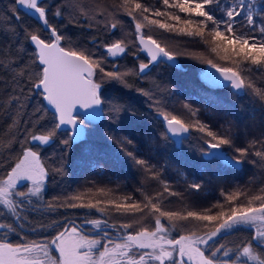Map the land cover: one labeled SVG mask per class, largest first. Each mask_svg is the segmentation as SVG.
Listing matches in <instances>:
<instances>
[{
	"label": "snow or ice",
	"instance_id": "snow-or-ice-1",
	"mask_svg": "<svg viewBox=\"0 0 264 264\" xmlns=\"http://www.w3.org/2000/svg\"><path fill=\"white\" fill-rule=\"evenodd\" d=\"M162 3L165 11L153 9L140 0H122L119 5L102 8L99 3L88 7L82 0H11L10 19L15 20L20 30L13 27L6 33L15 45V59L10 63L0 61V70L11 73L16 84L11 94L12 107L18 115L25 107L27 90L30 94L27 99L39 95L51 107L54 123L39 134L33 132L37 124H32L24 129L19 140L13 134L8 157L0 159V264H264V181L252 195L246 190L221 189L224 199L212 206L219 209L215 213L212 208L202 212L166 210L164 201L179 193L161 179L162 170L152 163L155 157L150 154L151 149L146 154L144 142L137 145L133 137L114 134L113 128H109L104 139L106 146L115 149V159L123 163L131 161L146 178L151 174L153 180L163 184V192L149 196L137 189L143 200L130 195L117 200L95 198L107 197L111 190L101 188L89 196L92 189H88L86 193L50 198L61 200L59 204L45 196L49 181L65 175V169L62 163L55 167L47 165L41 151L57 141L65 146V151L73 144L86 142L90 126H95L104 116L105 107L112 113L110 123L119 121L129 111L121 100L105 96L106 85L118 83L128 87L126 76L146 78L160 65L181 69L180 56L200 59L195 53L173 50L164 42V33L198 36L203 43L214 45L211 52L225 53L220 57L222 60L239 58L240 63L255 66L257 73L264 74V0H162ZM98 8L101 10L96 16ZM21 13L37 20L38 28L26 27ZM119 13L131 21L135 39L119 38L111 43H99L98 47L94 37L90 41L93 47H87L73 41L52 22L66 15L70 22L78 17L98 19L106 21L105 30L115 33L121 24ZM180 14L188 18L182 19ZM165 16L176 23L153 18ZM153 28L162 31L154 35ZM205 30L210 40L205 39ZM25 43L30 48L24 47ZM132 47L136 51L131 54L139 61L135 70L121 72L114 63L113 70H107L109 61L129 53ZM139 53L144 54L143 58ZM0 55H4L2 50ZM25 56L31 60L30 64L24 60ZM206 63L216 70L201 76L208 88H227L232 96H258L264 101V87L247 80L237 68L221 66L211 59ZM34 65L37 67L33 68ZM138 91L148 97L150 110L163 124L165 140L181 137L179 142L183 143L197 132L200 135L195 138L200 142L202 157L220 160L233 168L248 163L264 170V134L240 146L227 122L215 129L199 119L186 122L171 98L177 93L164 95L170 90H162L159 85L151 92ZM183 107L192 117L199 113L191 104L185 103ZM44 112L43 105L35 108L33 115L37 122L43 119ZM12 124L19 130L15 116ZM58 132L64 135L62 140ZM33 144L39 147L34 148ZM17 147L20 151L14 155ZM96 151L93 145L86 144V155ZM203 186V181L195 180L189 185L197 191ZM44 208L88 212L82 219L65 217L63 222L54 220L50 224L30 219L31 214ZM95 213L103 215L97 217ZM137 214L139 219H133ZM26 228L33 233L55 231L29 238L23 232ZM245 229L250 232L246 240L231 245L223 242Z\"/></svg>",
	"mask_w": 264,
	"mask_h": 264
},
{
	"label": "trees",
	"instance_id": "trees-1",
	"mask_svg": "<svg viewBox=\"0 0 264 264\" xmlns=\"http://www.w3.org/2000/svg\"><path fill=\"white\" fill-rule=\"evenodd\" d=\"M82 2L88 7H92L94 4L99 3L101 8L106 5H119L122 0H82ZM141 3H145L147 6L153 9H160L165 11L166 7L163 5L162 0H140ZM11 0H0V50L4 55H0V61L4 63H10L15 59L14 52L16 51L13 41H11L6 35L10 33L13 27L19 31V26L16 25L14 19H10L9 5ZM100 8L96 10V16H99ZM173 14H179L174 9H167ZM182 19L188 18L185 14H180ZM25 26H31L38 28V21L23 16ZM117 18L121 21L120 27L115 33L110 30H105L104 23L98 19H85L78 17L77 21L70 22L67 15L63 19L53 20L61 32L66 36L71 37L73 41L80 42L87 47H93L90 41L93 37L99 43H111L115 39L125 38L128 41L135 39L131 21L122 13H119ZM165 17H158V19L165 21ZM111 19V18H109ZM195 19V18H194ZM176 23V22H171ZM91 25V27L89 26ZM147 31V29H146ZM162 30L153 28V34L159 35ZM207 30H205V39H207ZM164 42L169 45L173 50L180 52H192L205 49V45L200 37H190L187 35H174L171 33L163 34ZM171 36V39L168 37ZM200 40V41H199ZM202 42V43H201ZM24 47H29L26 43ZM201 47V48H200ZM136 51L135 47H132L129 53H126L122 57L116 58L114 62L109 61L106 65L107 70H113V63L119 65L121 72L129 70H135L138 66L137 61L131 52ZM100 53H103V49H100ZM141 58L144 54L139 53ZM24 60L31 63L28 56L24 57ZM180 61L181 69L169 67L167 65H160L154 68L149 76L151 78H141L138 75H128L125 79L128 82V87L120 85L118 83H110L106 85V88L113 92L115 99H119L129 109L128 113L125 112L119 121L110 123L112 113L108 111V108H104V116L96 122L95 126H90L89 137L86 142H80L73 144L65 151V146L57 141L44 148L41 151V156L45 163L49 166H60L61 163L65 169V172L74 169V174L69 177V184L64 185L59 182L61 176H57L55 181H49L45 196L51 197H65L76 194L74 191L69 190V185L75 187L76 181L85 176V173L93 171L94 169H101L102 173H95V178L89 177L87 185L101 189L107 187L114 194L113 198L119 199L123 196H132L136 200H143V196L137 189L149 195L155 196L157 192H163V184L155 181L151 178V174L145 177V174L141 170H138L136 166L132 165L131 161L123 163L115 159V149L110 146H106L104 135L108 132L109 128H113L114 134L118 135L119 132H123L126 136L133 137L137 145L144 142V148L151 149V155L155 157L152 163L157 164L158 168L162 170L161 179L170 185L171 190L179 193L176 196H169L164 201L166 210H179V211H204L205 209L212 208L214 204L222 201L221 198V184L222 181H231L226 183L227 185L233 184L234 178L240 179L241 176H245L242 180L241 186H235L234 189H230L229 192L239 190H246L249 195L255 194L264 181V170L258 166L245 163L243 166L233 168L231 166H225L220 160L208 159L202 157L200 153V142L195 138L200 133L193 132L192 136L188 139H184L183 143H176L173 138L164 139L162 133L164 132V126L160 120L153 114L149 108L148 97L140 94L138 89H144L151 92L159 85L162 90L165 91L164 95H171V92L177 93L172 96L174 107L178 114H182V117L186 122H194L199 119L203 123H209L215 129L217 125L227 122L226 126L230 127L232 132L238 137V144L244 146L247 141L259 138L261 134H264V101H260L258 96H244L237 97L231 95V90L227 88H208L199 78L200 66L204 63L199 62L200 59H192L186 56L178 57ZM197 60L198 62H192ZM216 63L225 64L223 62ZM239 68L243 75L249 77L246 78L255 83L257 87H264V77L258 78L257 76H264V74L257 73L255 66H251L247 63H240L238 60ZM225 66V65H221ZM37 66H33L36 68ZM252 69L249 71V69ZM158 69V70H157ZM156 70V73L153 71ZM174 77L173 83L170 84L171 77ZM170 84V86H168ZM262 85V86H261ZM16 88V84L13 83L12 74L0 70V159L8 157L7 148L9 144L13 143V134L17 140L22 138L24 129L30 127L32 124H37V128L33 129V132L39 134V131L46 129L54 123V114L47 111L45 101L39 95H32L31 99H27L30 95L25 90L24 104L25 107L16 115L15 108L12 107L11 94ZM110 93V92H108ZM159 94V93H158ZM112 98V97H111ZM185 103L191 104L193 109H199V113L196 117H192L191 113L183 107ZM43 105L45 112L41 121L37 122L33 115L36 107ZM39 115V113H36ZM15 116L16 124L20 126L19 130L12 124V117ZM58 137L62 140L64 135L61 132L57 133ZM145 135V137H143ZM170 136V135H169ZM171 137V136H170ZM86 144L93 145L97 151L89 156L85 153ZM34 148L39 147L38 144L32 145ZM20 149H15V154H18ZM258 159V158H256ZM105 161H108L107 163ZM100 163L105 166L102 167ZM107 166H112V170L107 171ZM110 168V167H109ZM128 172L130 175L126 180H112L110 176H116L120 172ZM207 174V175H206ZM191 175V176H190ZM217 175L216 179L215 176ZM188 177H192V180L203 181L204 186L201 190L197 191L189 187ZM86 179V178H85ZM124 179V178H123ZM249 179V180H248ZM102 182H106L102 184ZM173 182L179 183V186H173ZM197 182V181H196ZM86 184H80L81 188L87 186ZM221 186V187H220ZM191 193H189V191ZM207 192V200L204 201L203 194ZM95 193H92V195ZM167 195V193H165ZM191 196H194L192 198ZM104 197V196H97ZM52 203L59 204L61 200L51 201ZM193 204V206H190ZM46 211V212H45ZM215 211V208H212ZM45 214H42L44 213ZM88 212L84 209H66L57 208L56 211H50L44 208L42 212H36L31 216H37L41 219L48 218L49 220H58L57 218H49L45 215H60L61 221L65 217L69 219L83 218ZM45 217H41V216ZM51 215V216H53ZM96 216H102L101 213H95ZM116 215V214H113ZM120 219H129V217H121ZM133 219H139V214ZM147 223L146 220L142 221ZM183 231V229H180ZM27 237L34 238L32 234H27ZM173 235H176L174 232ZM250 235L248 230H241L235 234L229 236L224 243L232 244L239 243L241 240H246Z\"/></svg>",
	"mask_w": 264,
	"mask_h": 264
},
{
	"label": "rangeland",
	"instance_id": "rangeland-1",
	"mask_svg": "<svg viewBox=\"0 0 264 264\" xmlns=\"http://www.w3.org/2000/svg\"><path fill=\"white\" fill-rule=\"evenodd\" d=\"M186 15V14H185ZM153 18H155V19H158V17H153ZM166 19V20H165ZM164 22H168V23H171V22H174V21H171V20H169L168 19V17L167 16H165V18H164ZM180 27H183V25H179ZM133 31H134V28H133ZM207 35V39L208 40H210L211 39V37L208 35V34H206ZM200 41V40H199ZM202 43V42H201ZM203 44H205V43H203ZM214 45H211V44H207V45H205V49H200V51H195L194 53L195 54H197L199 57H200V60H198L199 62H202V63H204L203 65H201L200 66V70L202 71V70H204L207 66H210V65H208L207 63H206V60H208V59H211L214 63H216V61H218V62H223V63H225V64H221V65H225V66H230V67H235V68H237V70H240V68H239V65H238V60H239V58H233L232 60H222L220 57L221 56H223V55H225V53H223V52H220V54L219 55H217L216 53H213V52H211V47H213ZM201 48V47H200ZM229 55H231L230 53H229ZM233 60H235V62H233ZM197 60H194V61H192V62H198ZM178 62L180 63V61L178 60ZM218 64H220V63H218ZM116 66H118L119 68H120V66L119 65H116ZM119 70H121V69H119ZM158 70V69H157ZM153 73H156V70H154L153 71ZM200 73V72H199ZM149 76V75H148ZM245 76V75H244ZM258 78H262V77H264V76H257ZM147 78H151V77H147ZM199 78H200V76H199ZM245 78H249V77H247V76H245ZM173 80H174V77L172 76L171 77V79H170V84H172L173 83ZM201 80V79H200ZM202 81V80H201ZM203 83V82H202ZM170 84L168 85V86H170ZM262 86V85H261ZM108 92H110V93H108ZM113 94V92L112 91H110V89H108V88H106V91H105V96L106 97H109V98H111L112 97V99H115L114 98V96L112 95ZM45 105H46V103H45ZM47 106V105H46ZM46 109H47V111L49 110L50 112H52L53 113V111L52 110H50L48 107H46ZM108 111H109V114H110V110L108 109ZM128 113V112H127ZM170 136H171V134H169ZM118 136H126L123 132H119L118 133ZM143 137H145V135L143 136ZM180 139H179V141L182 139L181 137H179ZM174 140H175V138H173ZM176 141V140H175ZM179 141L178 142H176V143H179ZM51 147L52 146H49V149H51ZM144 152L146 153V154H148L149 152L147 151V149L146 148H144ZM100 165L102 166V167H104L105 165L103 164V163H100ZM108 168H107V171H109V170H111L112 172H113V170L111 169L112 168V166H107ZM110 167V168H109ZM74 172H75V170L74 169H71L70 171H68V172H65V175H63V176H61L60 177V179H59V182L60 183H62L63 185L66 183L67 184V186H68V184H69V177H71L73 174H74ZM95 173H99V175L100 176H104V175H101V173H102V170L99 168V169H94L93 171H89L88 173H85L84 175V177L83 176H81L77 181H76V183H75V187L74 186H72V185H69V192L71 193V191H74L76 188V192L75 193H86L87 192V190L88 189H92V193H97V190L98 189H96L95 187H91V186H89V185H87V180L89 179V177H91V178H94V179H96L95 178ZM130 174L128 173V172H120L118 175H116V176H110L111 177V179L114 181V180H116V181H122V180H126V178L129 176ZM207 175V174H206ZM247 175V174H246ZM246 175L245 176H241L240 177V179H238V178H234L233 180L234 181H232L233 182V184H230V185H227L226 183L228 182V183H231V181L229 182V181H222V183L223 184H221V186H222V189L225 191V192H229V190L230 189H234V187L235 186H241L242 185V180L241 179H245V177H246ZM191 176V175H190ZM216 177H217V175L215 176V179H216ZM86 178V179H85ZM124 178V179H123ZM249 180V179H248ZM193 180H192V177H188V182L191 184V182H192ZM195 181H197V182H199V180H195ZM106 182H102V184H105ZM80 184H86L87 186H83V187H81V188H78V187H80ZM173 184V186H179L180 184L179 183H176V182H173L172 183ZM220 186V187H221ZM103 189H105V191H108L109 189L107 188V187H104ZM189 191V193H191V191L190 190H188ZM206 192V191H205ZM92 193H88V195L89 196H92ZM222 196V195H221ZM114 197V194L112 193V191H111V193H110V195L109 196H107V197H95V198H100V199H108V198H113ZM192 198H194V196H191ZM203 197H204V201H206L207 200V192L205 193V194H203ZM221 198H223V196L221 197ZM221 203H222V201H220ZM190 206H193V204H190ZM226 207H227V205H226ZM81 210H84V209H81ZM216 211H219V209L218 208H215V211L213 212V213H215ZM46 212V211H45ZM45 212L44 213H42V214H45ZM54 214V213H53ZM53 214H50V215H45V216H49V218L51 217V218H57V217H60L57 221H61L60 219H61V216L60 215H53ZM51 215H53V216H51ZM39 216H41V215H39ZM45 216H41V217H45ZM97 217H101V216H97ZM30 219H33V220H35V221H43L44 223H47V224H50L52 221H54L53 219H51V220H49L48 218H46V219H41L40 217H37V216H30ZM78 218H74L73 220H77ZM80 219H82V218H80ZM64 221V220H63ZM63 221H61V222H63ZM55 231V229H49L48 231H46V232H43V233H41V232H37V233H33V232H31L29 229H24L23 230V232L24 233H27V234H32L33 235V237L34 238H39V237H42V236H45V235H49V234H51L52 232H54ZM129 231H131V230H129ZM113 238L115 239V235L113 236ZM14 240L16 239V238H13Z\"/></svg>",
	"mask_w": 264,
	"mask_h": 264
},
{
	"label": "water",
	"instance_id": "water-1",
	"mask_svg": "<svg viewBox=\"0 0 264 264\" xmlns=\"http://www.w3.org/2000/svg\"><path fill=\"white\" fill-rule=\"evenodd\" d=\"M215 71H216L215 69H212L210 66H207L204 70L200 71V73H199L200 79H201V76H202V74H203L204 72H213V73H215ZM201 80H202V79H201ZM45 103H46V102H45ZM46 105H47V103H46ZM47 107H48L50 110H52L50 106L47 105ZM52 111H53V110H52ZM179 139H180L179 137H175L176 142H178Z\"/></svg>",
	"mask_w": 264,
	"mask_h": 264
}]
</instances>
